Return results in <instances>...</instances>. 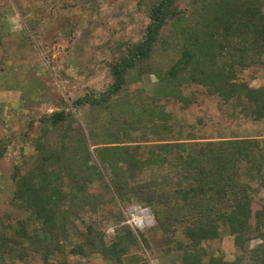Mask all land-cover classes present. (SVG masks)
I'll list each match as a JSON object with an SVG mask.
<instances>
[{"label": "trees", "instance_id": "16d2710c", "mask_svg": "<svg viewBox=\"0 0 264 264\" xmlns=\"http://www.w3.org/2000/svg\"><path fill=\"white\" fill-rule=\"evenodd\" d=\"M77 1L79 7L87 5L95 10L103 2ZM183 1L189 11L200 7H194L193 0H138L149 22L142 39L123 42L117 48V61L110 66L113 84L106 96L90 100L94 115L107 114L108 120L97 122L88 141L96 147L104 169L110 170V185L121 202L134 200L149 208L156 230L173 241L171 252L178 253L176 264H264V197L255 198L250 184L264 181V155L258 139L196 142L189 138L186 140L195 141L198 147L188 153L185 141L163 143L174 134L168 124L172 116L164 105L153 102L151 109L136 110L129 96L119 97L126 77L138 81L143 73L152 72L159 82L151 95L155 101L175 98L183 108L188 107L193 102L182 97V89L198 85L225 104H251L254 120L264 119V86L254 89L238 79V72L264 67L261 2L240 0L237 5V0H199L205 14L200 17L201 24L186 23L176 33L167 34L164 29L168 22L180 26L185 21L186 15L177 8ZM0 15L2 38L8 31L4 22L7 13ZM26 25L30 28L39 24L34 19L27 20ZM25 28L20 36L29 38ZM164 35L180 42V56H161L170 41ZM226 56L230 62L224 60ZM159 67L166 72L159 71ZM73 123L72 114L64 110L40 118V135L33 139L38 152L33 163L24 164L23 175L19 174L20 164L13 165L17 185L9 204L24 209L26 215L8 225L4 224L6 217H0V264L28 259H38L42 264H69L64 253L69 247L73 256L98 254L111 264H149L144 249L150 251V243L142 232L137 231V235L144 248L128 226L117 228L107 241L100 228L86 224L85 216L98 212L110 192L103 173L87 165L91 158L86 138ZM136 124L148 127L158 139L145 159L140 158L138 146L120 145L124 143L121 134L126 136L125 130ZM63 132L68 140L72 139L67 145L61 142L65 141ZM3 151L0 143V158ZM171 152L173 159L169 157ZM242 163L246 166L241 179ZM131 164L140 173L168 168L176 178L184 175L186 185L181 187L164 178L131 187L124 178V166ZM66 175L73 181L68 187L62 182ZM96 182L104 186L91 192ZM224 236L232 239V254L220 249L209 252L211 244ZM250 242L258 244L249 248Z\"/></svg>", "mask_w": 264, "mask_h": 264}, {"label": "rangeland", "instance_id": "374dc122", "mask_svg": "<svg viewBox=\"0 0 264 264\" xmlns=\"http://www.w3.org/2000/svg\"><path fill=\"white\" fill-rule=\"evenodd\" d=\"M259 1V7H262L264 13V0ZM101 3V7L95 10L88 9L87 5L79 7L77 0H0V14L7 13L4 22L8 27L7 34L0 38V143L4 147L0 158V217H6L5 225L25 218L24 209L9 204L17 185L13 178V165L20 164L22 170H19V174L23 175L26 168L24 164L33 163V158L38 154L33 146V139L40 135V118L64 110L72 114L73 127L79 126L86 138L91 158L87 165L95 166L103 173L110 192L98 212L85 216L86 224L100 228L107 241L114 236L117 228L128 226L143 247L137 235V231L142 232L150 243V251L144 249L149 264H176L178 253L171 252L173 241L156 230L149 208L134 200L131 203L121 202L110 185V170L106 167L104 169L96 154V147L90 146L88 141L94 126L108 120L107 114L100 117L94 115L95 107H91L90 100L107 94L113 84L110 66L117 61L115 57L119 45L142 39L149 22L144 9L138 7V0H103ZM240 3L237 0V5ZM183 5L184 1L179 2L177 8L186 15L185 21L180 26L168 22L164 29L167 34L176 33L186 23L191 22L192 26H196L197 22L201 24L200 17L205 14L202 13L203 6L200 1L193 0V6L200 7L190 11ZM34 19L39 25L27 28L26 21ZM25 26V34L29 38L20 36ZM164 36L170 41L161 56H180V42L177 44L173 37ZM224 60L230 62L231 58L226 56ZM159 69L166 72L161 67ZM238 79L254 89L263 87L264 67L253 66L238 72ZM157 84L158 79L152 72L143 73L138 81L126 77V86L119 97L129 96L136 110L141 107L151 109L153 102L164 105V110L172 116L168 124L174 134L171 138L164 139L163 143L185 141L187 151L191 153L198 144L186 140L189 138L197 139L196 142L243 137L259 138L258 140L262 138L264 141V119L254 120L251 104L245 103L237 107L231 103L225 104L220 98L209 96L198 85H192L182 89V97L190 98L193 102L183 108L181 101L175 98L161 97V100H153L151 95ZM116 100L113 99L112 102ZM141 102L144 106H141ZM125 131L127 135L121 134L120 138L124 139V143L120 145L131 148L138 146L140 158L148 157L151 145L158 140L151 130L136 124ZM63 134L65 141L61 142L65 145L72 142V139L68 140L67 133ZM262 148L264 155V143ZM169 157L173 159L174 152ZM133 166L134 164L124 166V178L131 187L150 179L164 178L172 179L181 187L186 185L187 179L184 175L176 178L168 168H150L140 173ZM240 166L242 179L243 167L246 165ZM66 176L62 182L68 187L73 181ZM250 184L255 198L264 197V181ZM103 186L104 183L99 186L96 182L91 187V192L100 191ZM257 244L258 242H250L248 247L253 248ZM69 249L70 247L66 248L64 252L67 254L65 262L69 264H111L103 261L98 254L84 258L73 256ZM215 249L227 250L232 254L231 237L224 236L219 239L211 244L208 251ZM235 251L234 249V254H237ZM16 264L42 262L28 259Z\"/></svg>", "mask_w": 264, "mask_h": 264}, {"label": "crops", "instance_id": "0c3cea01", "mask_svg": "<svg viewBox=\"0 0 264 264\" xmlns=\"http://www.w3.org/2000/svg\"><path fill=\"white\" fill-rule=\"evenodd\" d=\"M243 138H248V139H250V138H253V137H243ZM257 139V138H256ZM259 139V138H258ZM264 139V138H263ZM258 142H259V144H260V146H262L263 147V143H264V141L262 140V138H260V140H258ZM243 164H245V163H242L241 165H243Z\"/></svg>", "mask_w": 264, "mask_h": 264}, {"label": "water", "instance_id": "95a60500", "mask_svg": "<svg viewBox=\"0 0 264 264\" xmlns=\"http://www.w3.org/2000/svg\"><path fill=\"white\" fill-rule=\"evenodd\" d=\"M148 213H149V211H148Z\"/></svg>", "mask_w": 264, "mask_h": 264}]
</instances>
